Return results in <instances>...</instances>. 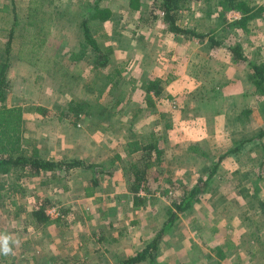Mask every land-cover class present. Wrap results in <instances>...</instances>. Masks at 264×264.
I'll return each instance as SVG.
<instances>
[{
    "label": "rangeland",
    "instance_id": "obj_1",
    "mask_svg": "<svg viewBox=\"0 0 264 264\" xmlns=\"http://www.w3.org/2000/svg\"><path fill=\"white\" fill-rule=\"evenodd\" d=\"M255 1L264 3V0ZM96 4L111 11L110 18L104 22L99 17L89 21L93 36L109 56V63L104 68H96L98 52L84 45L81 26ZM37 5L40 8L33 17L31 12ZM155 5L154 0H141L140 8L131 10L129 0H0V61L4 59L10 31L16 22L12 58L30 65L21 73L18 69V75L24 73L25 78L20 84L10 83L7 99L8 105H21L25 109L24 135L46 158L99 162L113 171L100 174V185L93 196L85 193L93 175L85 168L59 170L56 176L49 171L19 179L0 174V181L7 182L0 192L3 195L0 199L3 203H0V234L11 237L9 246L12 248L9 255L0 254V264H112L114 260L105 259L108 256L101 252L108 251L106 245L127 229L126 224L135 226L132 233L135 237L138 233L144 239L147 236L149 240L153 239L167 218V209L199 178L207 177L214 163L223 156L205 157L204 152L199 155L198 162L186 161L189 163L187 169L177 167L179 163L171 158L174 149L171 136H164L162 130L173 127L170 111L177 110L178 106L168 101L165 105L169 110L161 112L160 97L154 98V91H148L149 77L139 71L141 68L143 71L148 59L167 64L166 59L175 55L163 47L161 51H167L162 54L163 60L160 55L152 58L149 53H144L147 46L150 50L155 47V42L150 40L151 34L170 32L162 10ZM191 5L193 12L185 10L179 14L181 25L197 26L203 31L216 26L217 19L202 12V2ZM231 11L226 13L229 21L236 19ZM32 20L38 27L45 28L38 37L33 34ZM54 20L57 24L52 26ZM251 28L252 33L245 34L219 27L216 38L226 45L239 41L250 59H263L264 18L253 20ZM179 36L182 41L186 38ZM168 37L171 38H168L169 43L182 44L181 40ZM198 40L199 44L211 45L208 37ZM211 47L223 48L225 60L232 57L225 46ZM79 61H83L80 67ZM241 66L251 71L248 65ZM37 69L48 71L50 75L40 74ZM134 70H138L137 76H134ZM167 72L174 73V68ZM109 74L114 75L113 79L108 77ZM47 82L49 86L55 84L57 92L61 91L59 100L63 102L50 113L52 116L54 112L53 119L57 123L42 119L40 124V120L33 119L31 114L38 105L28 103L22 93L30 90L32 93ZM71 99L83 102L85 113L79 115L83 118L76 119L70 111L71 116L58 117ZM147 101L154 107L147 106ZM141 105L140 112L133 115L132 109L137 110ZM156 115L163 120L162 129L158 122L155 130H150L149 121L152 118L154 123ZM129 139L155 140L163 150L162 156L155 152H138L118 157ZM236 144L239 150L221 160L208 191L191 209L181 214L172 228L170 241L163 243L153 264H264V208L257 201V198L264 201V137ZM65 150L72 156H64ZM143 155L155 163L150 170L149 187L143 191L146 206L134 209L127 167ZM178 161L184 162L182 157ZM13 182L22 186L21 192H12ZM242 189L247 196H243ZM13 200L17 204H13ZM43 200L49 201L45 204L49 214L61 216L60 223L36 228L31 224L30 212ZM16 206L25 209L19 216L15 214ZM123 215L125 218L119 226L117 218ZM84 231L86 235L82 239L80 234ZM140 264L152 263L147 260Z\"/></svg>",
    "mask_w": 264,
    "mask_h": 264
},
{
    "label": "crops",
    "instance_id": "obj_2",
    "mask_svg": "<svg viewBox=\"0 0 264 264\" xmlns=\"http://www.w3.org/2000/svg\"><path fill=\"white\" fill-rule=\"evenodd\" d=\"M55 24H57L56 20L53 21L52 26H55ZM155 34V36L151 34L152 38L150 37V40L155 42V47L150 50L147 46L144 53H149L148 56L150 57L160 55L161 60L164 58L162 56L164 52L173 51L175 55L173 58L166 59L167 64L163 62L160 64L156 60L153 62L154 58L152 57L153 59L146 61L143 71L142 68L139 71L141 73L144 72L147 74L145 76L149 77L147 79V88L150 81L160 80L161 91L159 94L154 92V98L160 97L161 106L159 110L161 112L169 110L167 105H165L168 101H172L178 106L177 110L170 111L172 113L170 116L173 117V127L166 131L162 130L164 136L168 138L171 136L170 139L174 147L171 158L179 163L176 166L182 167V169L186 167L187 169L189 168V163L186 161L197 160L198 162L200 160L199 155L204 152L206 153L205 157H212L215 154L221 156L229 152L227 154L228 157L229 154L235 151L232 149L236 147L237 142L258 137L260 132L264 130V95L257 91L253 82L252 72L245 70L241 66L242 64L233 60V57L225 60L222 56L225 53L223 48H212L211 45L199 44L200 40L194 37L184 38L182 41V37L170 32L164 33L162 31ZM169 35L172 36V39L181 40L182 44L169 43ZM49 43H51V39ZM158 45L161 46L158 47ZM162 47L167 51H161ZM157 48L160 49L157 51ZM47 52L49 53V49H47ZM81 65H83V61L78 62V67ZM28 66L30 65H28L27 61L13 59L11 54V66L7 74L10 83H22L25 78L22 76L24 73L19 76L18 69H21V73ZM168 68H172V70L174 68V73L167 72ZM37 71L43 75H50L48 71L43 72L38 69ZM137 71L134 70V76H137ZM15 75L16 77L14 78L13 76ZM48 83L43 87L38 86L32 93L31 90L22 93V96L29 101L28 103L33 102L45 110L41 113L38 111H35V113L31 112L33 119L40 120V124L42 119L56 120L53 119L54 112L52 116L50 113L52 109H58L63 102L59 100L61 91L58 90L57 92L55 84L49 86ZM153 91L150 89V93ZM69 101L63 113L58 114V117L71 116L70 114L72 113L68 109ZM146 105L154 107L150 101H147ZM142 106L137 110L132 109L133 115L139 113ZM156 106L158 107L159 105ZM76 117V119H81L84 116L81 118L79 116ZM154 118V123L152 118L149 121L150 130H155V124L158 122H160L159 128L162 129L161 121L163 120H161V117L156 115ZM121 127L122 125L119 128ZM263 137H258V139ZM69 152L65 150L62 154L70 157L72 155L68 156ZM124 155L123 145L120 157H125ZM180 157L184 160L183 163L178 161ZM132 212L135 213L134 210ZM124 218L125 215L117 218L119 226H121ZM115 223L116 221L113 224ZM125 227L127 229L122 230V233L117 234L113 242L106 245L105 248L108 251L104 249L101 252V254L108 256L105 259L114 260L112 264L119 263L124 258L135 255L150 241L148 236L147 239H144L138 233L136 237L135 234L132 235L135 226H129L128 223ZM81 233L80 235L83 239L86 232ZM172 235V230L164 235L158 253L163 247V243L169 242ZM80 243L82 244V242Z\"/></svg>",
    "mask_w": 264,
    "mask_h": 264
},
{
    "label": "trees",
    "instance_id": "obj_3",
    "mask_svg": "<svg viewBox=\"0 0 264 264\" xmlns=\"http://www.w3.org/2000/svg\"><path fill=\"white\" fill-rule=\"evenodd\" d=\"M99 1V0H98ZM155 6H158L163 12V19L167 25V30L186 38L203 39L208 37L211 45L214 47L225 46L232 54L233 60L237 63L248 65L252 72V78L257 91L264 95V58L260 60H252L245 55L244 48L241 42L236 41L232 44L226 45L223 40L216 38L219 27L226 31H237L245 34L252 33L251 22L257 19L264 18V3H258L255 0H154ZM202 2V12L207 17L216 18V26L208 31H203L199 27L184 26L179 23V14L185 10L193 12L192 3ZM131 10H137L141 6V0H129ZM40 6L37 5L31 12L34 17L37 15L36 11ZM235 10L240 14L239 18L229 21L226 17L228 11ZM17 17V13H14ZM39 15V12H38ZM111 16L109 8L98 7L97 4L93 11L87 13L81 22L84 33V45L90 46L98 52L96 59V68H104L109 63V56L106 51L102 49L96 37L92 34L89 21L95 17H99L103 22L108 20ZM16 23V22H15ZM14 23V26H15ZM33 26V34L38 37V34L45 29L43 26L38 27L36 22H30ZM213 24V23H212ZM102 25V23H100ZM10 31V37L7 41L4 59L0 61V174L14 175L16 179L31 174H40L42 172H56L61 170L69 171L75 168H85L93 172L91 184L85 187L86 196L95 195L98 186L100 185V174H111L113 171L107 169L101 163H89L83 159H51L42 155L39 147L24 135V113L25 109L21 105H8L7 99L11 90V84L8 80V70L11 66L12 54V38L13 28ZM225 38V37H223ZM44 40V39H41ZM42 43V41H40ZM40 43V44H41ZM38 48V47H37ZM36 50V49H34ZM109 50V48H108ZM113 79L114 75H108ZM159 79L149 82L148 91L154 90L156 94L160 93ZM78 99H71L69 101V111L79 116L85 113L83 102H78ZM35 111L44 112L41 106H34ZM264 136V130L260 132L258 137ZM240 147L236 146L232 150H237ZM124 152L126 154H134L141 152L142 154L155 152L162 156L163 150L158 146L155 140L150 142H143L139 139L128 140L124 145ZM229 153V152H228ZM224 154L219 160L214 163L212 169L209 171L207 177H201L191 187L184 191V193L174 201V203L167 209V218L161 228L158 230L156 236L151 239L144 248L139 250L135 255L126 257L119 263L115 264H140L147 260L150 263H156L159 246L164 235L171 231L176 222L179 220L181 214L191 209L194 203L199 202L203 195L208 191L211 179L217 173L219 164L227 154ZM120 157V155H118ZM153 161L148 160L145 155L139 158L136 162L128 165L129 174V189L132 193L134 209H140L146 206V197L143 191L147 190L150 184V170L154 166ZM161 163V157H160ZM6 180L0 181L1 189L5 188ZM22 186L17 182L12 183V192H21ZM243 196H247L245 190L242 189ZM256 197L255 195H253ZM3 197L0 193V199ZM258 203L264 208V201L257 198ZM48 200H43L41 205L34 207L30 215L32 223L36 228L48 227L52 224L60 223L61 216L53 217L47 212L46 205ZM1 203V202H0ZM13 204H17L15 200ZM3 205V203H1ZM25 210L24 207L16 206V216H19Z\"/></svg>",
    "mask_w": 264,
    "mask_h": 264
},
{
    "label": "clouds",
    "instance_id": "obj_4",
    "mask_svg": "<svg viewBox=\"0 0 264 264\" xmlns=\"http://www.w3.org/2000/svg\"><path fill=\"white\" fill-rule=\"evenodd\" d=\"M11 237L9 235L0 234V254L5 256L12 253V248L9 246ZM13 243H19V241H12Z\"/></svg>",
    "mask_w": 264,
    "mask_h": 264
},
{
    "label": "built area",
    "instance_id": "obj_5",
    "mask_svg": "<svg viewBox=\"0 0 264 264\" xmlns=\"http://www.w3.org/2000/svg\"><path fill=\"white\" fill-rule=\"evenodd\" d=\"M231 13L235 14L234 18H239L240 17V14L237 11L233 10V11H231Z\"/></svg>",
    "mask_w": 264,
    "mask_h": 264
}]
</instances>
